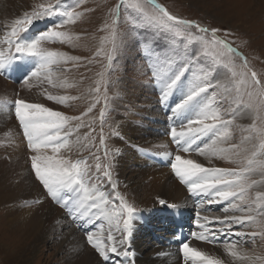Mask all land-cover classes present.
Here are the masks:
<instances>
[{
    "label": "rangeland",
    "instance_id": "1",
    "mask_svg": "<svg viewBox=\"0 0 264 264\" xmlns=\"http://www.w3.org/2000/svg\"><path fill=\"white\" fill-rule=\"evenodd\" d=\"M19 1L21 2L20 6L25 5L24 9L10 18V25L5 27L6 18L1 21V26L4 27V30L11 28L10 39L14 40L15 45L19 41V45L23 47L49 27H54L55 30L67 34L66 37L43 41L42 47L47 50L65 53L67 57L75 58L59 59L56 64L51 66L50 74V78L53 81L52 88L58 93L60 92V96L69 98L60 103L59 108L61 109L59 111L69 117L80 118L79 120L70 121L72 127L74 126V135L70 136L74 142V156L71 159L86 161L90 169L92 182L97 183L100 186L99 190L104 192L106 197H109L108 199L114 202L110 207L119 211L118 205L121 202L119 197H123V201L136 210L132 218L133 227L130 242L120 245L121 233L115 227L112 228L116 234L117 247H120L121 250L127 248L131 253L130 259H132L134 250L142 248V241L146 234L153 235L155 239L156 235H158L156 233L158 231L161 232L164 227L173 226L177 228L180 226L184 230L188 228L190 220H194L196 217V211L190 206H187L185 210L184 221L178 224L173 214L178 216V218L176 217L177 219L180 217L177 213L172 212L171 209L177 208H173L174 205L171 202L165 200L173 207L166 203L161 204L163 207L160 208L153 203L152 206L145 209L135 200L133 192L127 190L124 184L132 176V173L127 170L131 165L128 163L122 164V169L126 170V175L122 177L116 169L114 150L116 148L115 140L124 136H131L132 132H138L137 128L142 131L146 129L144 136H150L153 139L156 136L171 137L170 129L172 127L179 129L182 122L186 124V121L182 119H173L169 108L161 103L160 85L153 77L152 66L155 56L152 55V58H149V56L151 49L154 48L157 52L168 53L172 59H177L178 57L172 51L174 49L175 53L188 58L194 51L193 46L188 45L187 41L181 43L180 38H171L170 34L165 37L157 33L155 29H146L145 25L147 22L141 14L127 7L134 0H124L123 4H121V0H77L79 7H73L80 15L75 18L74 22L56 27L59 19L51 17L37 21L31 26L22 24L16 29L17 35L13 36L12 27L15 20H23L26 13L31 16L33 12L39 11L38 6L40 4L55 2V0ZM156 3L182 19L195 21L209 30L218 29L217 35L227 40L233 48L237 49L236 53H225L228 59L232 61L234 70L237 73L255 71L258 77L264 81V17L255 15L254 0H156ZM62 4L72 5V0H62ZM118 4L121 5V15L117 19L114 12ZM145 11L151 13L153 9L148 6ZM5 12L4 15L6 16L7 9ZM53 22H56V24ZM106 25L109 28H114L118 33V50L115 53H112L111 37L109 31L105 28ZM25 28L28 29L26 32L24 31ZM189 31L192 33V37L207 36L208 39H211L210 31L208 33H198L196 29H190ZM7 35L9 36V33ZM105 37H108V41H105ZM10 39L0 38V41H3L0 51L3 53L6 47L10 48V53L15 52V50H12L11 45L10 47L7 46V42ZM199 47L200 45H196V49H199ZM110 54L113 55L111 61L108 59ZM26 57L21 58V60L25 59L23 60L24 62L18 59L11 61V64L6 66L3 72H0V97L7 102L3 104L4 106H0V112L10 111L13 113L15 110L13 108L15 107L14 102L17 99H28L26 83L31 79L29 78L26 81L25 77L37 65L38 58L28 56L32 58L29 60ZM193 71L197 76L207 79L213 85V87L209 88L203 102L207 103L215 98V107L224 114L222 118L224 120H232L228 127L229 137L223 142H218L217 146L229 148L231 145H241L243 137L248 135L244 129H247L253 123V117L243 112H237L235 117L232 115L235 108L233 101L236 98V80L231 77V73L227 69L218 66L212 59L195 64ZM191 75L192 73H189V76ZM40 78L45 84L48 83L47 79H44V73L41 74ZM236 79H239V77ZM217 84L220 86L217 87ZM97 86L100 89L99 93L94 91ZM11 95L14 100L10 98ZM181 95L182 92L177 91L170 97L168 104L172 105L178 102ZM44 98L47 99L46 96ZM244 99L247 100L246 95ZM93 104L95 105L94 107ZM3 107L6 109L4 110ZM90 108L91 111H89ZM102 109H104L103 120L100 115ZM188 116L193 117V113H189ZM256 123L259 125L260 122L256 121ZM77 124L83 126L77 129ZM101 136L104 138V143H101ZM156 142L158 141H150L147 144L149 147L145 144L143 149L147 151L156 150L155 146H153ZM204 144H211V139L208 137L201 138L198 146L193 145V150L185 153L193 154L198 152L195 149L202 148ZM165 146L167 147V144ZM243 147H249V145L245 144ZM203 159L207 167L231 169L242 166L240 159L231 156L221 158L219 156L203 155ZM160 160L162 161L160 163L162 166H166V164L168 166L170 163L166 159ZM97 163L101 165L99 171L96 169ZM104 171L111 173L110 182L103 175ZM262 179L264 178L260 175H255L250 178V181H261ZM113 185H115V188H113ZM258 192L264 193V184H257L248 189L246 199L249 203L245 205L244 211L233 209L229 202H213L214 205L211 203L210 207H214L212 210L216 215H253L256 217V223L235 227L233 233L237 231L249 234L253 232L264 233V215L259 214V209L261 205H264V201L257 200ZM7 195L5 193V196ZM205 196L203 195V197ZM211 198L209 196L203 202H209ZM6 200L8 201L7 197L0 199V264H69L66 260L69 251L76 250L81 254V257L89 252V247L91 248V246L86 243L85 235L81 247L76 244L79 239L64 238L61 246L62 251L58 252L56 247V243H58L57 235L62 236L58 234V228L50 229L46 237L40 240H37L36 237L25 240L21 239L19 235H13V224L15 223L13 219L19 216L22 211L21 208L24 207L26 209L30 204L14 205V203L9 204V201L5 202ZM234 203H240L239 199H236ZM66 210H64L66 218H71ZM183 212L180 214H183ZM144 213L147 214L141 219L140 216ZM162 217L168 220L167 222L164 219L166 226L162 223L164 221ZM94 220L98 224L99 219L97 220L95 217ZM103 222L101 221V223ZM104 224L106 223L104 222ZM120 226H123L122 221ZM216 226L222 225L217 224ZM92 227L93 225H86L85 227L80 226V229L86 233V231H92ZM94 228L96 227L94 226ZM189 231V228L187 232L186 230L184 231L187 237L191 235ZM106 235V233L105 235L103 234L105 239ZM218 235L221 238L219 242L222 243V251L226 253L225 244L234 243L237 246L236 250L241 253H247L249 256L264 257V234L257 235L255 238L250 235L245 237H238L234 234ZM159 242L157 241V245ZM199 250L204 251L203 248H199ZM59 257L63 258L62 262H56ZM110 257L120 259L121 255L110 254ZM216 257L221 259L224 264L230 261L250 264L248 261H241L234 257H232L233 260H231L232 258L228 260L226 256ZM229 257L231 256L229 255Z\"/></svg>",
    "mask_w": 264,
    "mask_h": 264
},
{
    "label": "snow or ice",
    "instance_id": "2",
    "mask_svg": "<svg viewBox=\"0 0 264 264\" xmlns=\"http://www.w3.org/2000/svg\"><path fill=\"white\" fill-rule=\"evenodd\" d=\"M124 0H121V4ZM79 7L77 0H72V5L62 4V0H55L54 3L40 4L39 11H35L29 16L27 13L23 20L17 19L13 22L12 35H17V27L22 24L31 26L33 23L57 17L59 23L56 27L74 22L75 18L80 15L74 10V7ZM150 6L153 11L148 13L145 8ZM127 7L138 11L144 20L147 22L146 29H155L157 33L171 38H180L181 43L187 41L188 45L194 48L193 53L184 58L175 53L177 59H172L168 53L157 52L156 49H151L149 58L155 56L153 63V77L160 85L161 96L160 100L172 113V118L175 120L182 119L186 121L181 123L179 129L172 127L170 129L171 139L175 142L177 148L183 152L193 150L197 140L208 137L211 139V144H204L202 148H196L200 155H212L224 158L231 156L240 159L242 166L239 168H216L205 167L193 159H188L182 156L179 151L174 156L171 162V169L179 180L188 185V191L193 195L205 194L211 196L209 203L229 202L233 209L244 211L245 205H248L246 193L248 189L257 184H264V179L261 181L251 180L255 175H260L264 178V81H262L255 71L237 73L232 65V61L228 59L225 53H236L237 49L231 44L220 38L217 33L218 29H207L195 21L182 19L171 14L165 7L156 3V0H134ZM121 5H116L114 15L118 19L121 15ZM105 28L110 33V44L112 53L118 50V33L114 28ZM190 29H196L198 33L211 32V39L207 36L192 37ZM28 29L25 28L26 32ZM67 34L62 31L55 30L54 27H49L46 31L40 32L38 36L26 43L23 47L17 45L15 54L5 56L0 51V72L13 60L24 56H33L38 58L37 65L25 77L27 81L30 77L40 78L44 73L49 84L53 81L50 78L51 66L56 64L59 59H75L67 57L65 53L47 50L42 47V42L57 37H66ZM108 41V37H105ZM9 44L12 41H8ZM147 43V41H145ZM196 45H200L196 49ZM109 61L113 59V55L108 56ZM207 59H212L218 66L224 67L231 73V77L236 80V98L233 101L235 108L232 115L235 117L237 112H243L253 117V123L244 129L248 133L243 137L241 145H231L229 148L218 147V142L226 140L230 133L228 131L232 120H224L222 114L215 107V98L204 103V99L209 88L213 85L207 79L197 76L193 71L195 64H199ZM227 61V62H225ZM246 66V62H245ZM189 73H192L189 76ZM239 77V79H236ZM217 87L220 85L217 84ZM99 93L100 89L97 86L94 89ZM177 91L182 92L178 102L172 105L168 104L171 96ZM247 96V100L244 96ZM49 100H54L63 103L68 97L47 96ZM97 102H99L97 100ZM106 102V101H105ZM15 115L23 130V136L27 140L28 149L34 153L30 156L31 169L34 172L35 178L46 189L47 195L55 200L61 207L68 210L69 215L75 222H79L81 227L86 225H94L96 219H105L110 227L106 239L103 233H94L86 231V240L88 245L95 252L108 262L110 254L130 257L131 253L127 248L119 249L116 244V237L113 235L112 228L115 227L121 233L120 245L130 242L132 233V218L136 210L120 199L118 205L119 211L110 207L114 202L109 200L105 193L100 191V186L92 182L90 169L85 160H73L70 156L62 154V150L71 151L72 145L69 142L71 127L69 122L79 120V117H69L63 112L55 111L45 107L42 104L29 103L24 99H17L14 102ZM95 105L93 104V107ZM91 111V108L89 109ZM193 113V117L188 114ZM101 119L104 117V109L101 110ZM256 121H259L257 125ZM83 125L77 124L79 129ZM68 129L65 131V129ZM223 130V131H222ZM101 143H104V138L101 136ZM249 147H243V145ZM51 149V155L47 154L46 149ZM99 159V158H97ZM235 162V160H234ZM101 165L97 163L96 169L99 171ZM103 175L111 181V173L104 171ZM115 188V185H113ZM239 199L240 203H234ZM257 200L264 201V193H257ZM160 204H166L163 199L158 201ZM168 204V203H167ZM169 205V204H168ZM173 207L172 205H169ZM259 214L264 215V205H261ZM210 224H220L225 227L215 231L205 229L204 233H192L199 240L215 239L216 232L221 234H234L238 237L251 236L255 238L257 235L264 233H245L237 231L233 233L235 227H243L249 223H256V217L253 215H232L217 217L210 220L208 217H203ZM115 221V224H113ZM122 221V227L121 225ZM205 227L204 225H199ZM130 246V244H129ZM237 246L234 243H226L225 250L234 258L241 261H248L250 264H264V257L249 256L247 253H241L236 250ZM181 252L184 257V264H224V262L208 253L201 251L195 247H190L189 243L184 242L181 245Z\"/></svg>",
    "mask_w": 264,
    "mask_h": 264
},
{
    "label": "bare ground",
    "instance_id": "3",
    "mask_svg": "<svg viewBox=\"0 0 264 264\" xmlns=\"http://www.w3.org/2000/svg\"><path fill=\"white\" fill-rule=\"evenodd\" d=\"M20 5L21 2L19 0H0V38H4L6 40L7 38L10 39L11 28H6V30H4V27L1 26V21L6 18L7 23H5V27L6 25H10V18H12L14 14H17L22 9H24L25 5ZM254 6L256 8L255 15L264 17V0H254ZM6 9L7 15L5 16L4 14L6 13ZM8 33L9 36L7 35ZM10 41H12V43L9 44L7 42V46L10 47L11 45L12 50H15L16 45L14 44V40L10 39ZM2 45L3 41H0V49ZM13 53L15 52L10 53V48L6 47L4 52L5 55H13ZM26 59L31 60L32 58L27 56ZM18 60L23 61L25 59L21 60L20 58ZM10 64L11 63H9L7 66ZM22 66L24 65L22 64ZM54 77L56 76L54 75ZM30 79L31 80L26 83L28 88V99L26 101L29 103L42 104L45 107L59 111L61 109L59 108L60 103L47 98L49 94L53 96H60V92L58 93L52 88L53 84H49L47 82V84H45L41 78L30 77ZM44 96H46L47 99H45ZM10 98L13 99L12 95ZM5 103L7 102H5V100L0 97V106ZM5 109L6 108H4V110ZM11 113L12 112L10 111L0 112V199L7 197L9 202L7 200L5 202H8L9 204L14 203V205L21 204L22 206L27 203L30 204L26 209L24 207L21 208L22 211L19 216L13 219L15 221L14 224L12 223L14 225V229L12 228L14 231L11 232L15 236L19 235L21 239L23 238L27 240L29 238L31 239L32 237H36L37 240H40L46 237L50 229L58 228V234L62 235H57L58 243H56V247L58 252L62 251L61 246L64 238L72 237L73 240L79 239V242L76 244L77 246L81 247V244H83L82 242H84L83 237L84 235L86 236V233L80 229L79 222H75L72 217L66 218L64 213V210L66 209L61 207L60 204L49 197L47 195L46 189H44L42 184L35 178L30 162V156L34 153H32L27 147V140L23 136V130L15 115V110L12 114ZM69 124L72 133L70 136H73L74 126L72 127L70 122ZM67 130L68 129L66 128L65 131ZM137 131L138 132H132L131 136H124L121 139L115 140L116 148L114 150V160L117 171L123 177L126 175V170L122 169V164L128 163L131 165V167H128L127 170L132 173V176H129L130 179L124 184L127 190L133 192L135 200H137L145 209H147L149 206H152L153 203L156 204L157 207L162 208L163 206L158 202L160 199L169 201L172 205H174L173 208H177L171 210L172 212L179 215L180 218L177 219L178 216L173 214L178 224L184 221L185 210L187 206H190L193 210H195L196 217L194 220H190L191 225L189 224L188 227L190 229L189 232L191 235L188 236V238L184 234V231L186 230L187 232L188 228H185L184 230V228L180 226L177 228L168 226L166 228L164 227L161 232L158 231V233H156L158 235H156L155 239L153 235L151 236L150 234H146L142 241V248L134 250V257L132 259H130V257L126 258L124 256H121L120 259L110 257L108 262H104L103 259L95 252V250L89 247V252H87V254L83 257H81V254L76 250L69 251L66 256L67 262L69 264H184V257L181 252V245L184 242L189 243L190 247H195L197 249L203 248L204 252L211 256H226L228 260L229 258L231 259L232 257H229L228 253L222 251V243L219 242V239L221 241V238L220 235H218L221 233L216 232L215 239L209 240H199L192 235V233H204L207 235L208 233L205 232L206 228L215 231L219 228L225 227L224 225L216 226L217 224H210L208 221L203 219V217H208L210 220H212L217 217L223 218L225 215H216L212 210L214 207H210L212 204L209 202H203V200L208 199L209 196L206 195L203 197L205 194L193 195L188 191V185L182 183L179 178L175 176L173 170L171 169V162L174 160V156L178 151L185 158L193 159L205 166L203 155L198 154V152L189 154L179 150L175 142H173V140L171 141V137L169 136H156L151 139L150 136H144V132L147 131L146 129H143L142 131L141 129L137 128ZM70 136L69 142L72 145V149L70 152L62 150V154L73 158L74 142ZM152 140L158 141L154 143L155 145H153L155 146L156 150H144L143 147H145V144L147 145ZM198 143L199 140L196 141L195 146H198ZM166 144L167 147L165 146ZM147 146L149 147V145ZM45 151L49 155L52 154L50 148L46 149ZM160 159H166L167 162H170L169 165L167 166L166 164V166H162L160 164L162 163ZM5 193L8 195L5 196ZM194 201H196V203H194ZM182 212L183 214H180ZM146 214H142L140 216L141 219ZM96 216H99V213H96V215L93 216V219H95ZM164 219L165 217H162V220ZM165 220L168 222L167 219ZM165 220L162 222L164 226H166ZM101 221H104L106 224H104V222L101 223ZM113 224H115L114 221ZM199 225H204L205 227H200ZM94 226L96 228H94ZM109 227L110 225L107 220L99 219L98 224L95 223L91 230L94 233L102 232L105 235V233L108 234ZM113 235L116 236L114 231ZM157 241H160L159 244L161 243V245H157ZM134 244L136 245V243ZM118 248L120 249V247ZM8 253L10 252L8 251ZM231 260H233V258ZM62 261L63 258L61 257L56 259V262ZM189 264H191L190 261ZM225 264L240 263L236 261H230Z\"/></svg>",
    "mask_w": 264,
    "mask_h": 264
}]
</instances>
